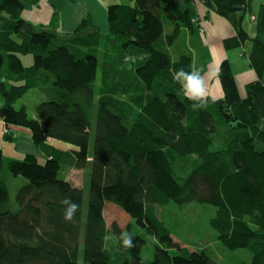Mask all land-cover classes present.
I'll return each mask as SVG.
<instances>
[{"label": "trees", "instance_id": "1", "mask_svg": "<svg viewBox=\"0 0 264 264\" xmlns=\"http://www.w3.org/2000/svg\"><path fill=\"white\" fill-rule=\"evenodd\" d=\"M200 1L231 24L236 35L224 39L223 48L244 49L258 78L241 97L223 60V97L206 98L194 110L173 79L174 70L193 71L192 59L172 60L166 51L180 27L193 30L191 18L187 12L172 16L166 0L111 4L106 33L87 16L65 34L22 18V0H0V119L5 128L29 130L46 156L43 163L30 154L5 162L0 149V264H217L206 252L174 242L156 211L169 203L213 206L209 225L217 241L251 254L250 263L240 264H264V151L256 148L264 144L258 129L264 122V0L257 7L258 0ZM166 22L173 27L169 34ZM158 42L165 48H156ZM109 46L116 56L113 64L102 65L97 87L96 54ZM128 47L147 53L136 69L120 68ZM25 55L32 56L28 67L21 60ZM46 82L53 99L38 104L34 118L25 107L15 109ZM4 138L15 139L8 130ZM4 165L27 181L15 197L16 209ZM62 169L88 172L86 187L59 179ZM65 198L79 205L72 221L64 219ZM120 218L129 223L121 227ZM133 221L158 244L150 262L141 257L146 241L129 230ZM109 232L116 236L114 252L106 249Z\"/></svg>", "mask_w": 264, "mask_h": 264}, {"label": "crops", "instance_id": "2", "mask_svg": "<svg viewBox=\"0 0 264 264\" xmlns=\"http://www.w3.org/2000/svg\"><path fill=\"white\" fill-rule=\"evenodd\" d=\"M22 1L25 5L22 18L36 26L49 25L55 32L61 34L72 33L87 16L90 17L91 23L96 29L106 33L108 28L107 7L111 4H116L113 0ZM261 1H257L256 7ZM166 3L170 13L175 18L187 12L193 26L192 31L184 27L179 28L178 34L182 32L185 36L184 47L182 49L175 47V41L172 46L167 47L166 51L169 53L171 59L175 60L180 55L190 56L192 59V70L199 71L205 77L207 87L206 98L212 100H218L223 97L218 76L213 74L219 69L220 63L223 60H227L230 64L238 92L241 97H244L245 85L257 80L258 77L251 68L247 58L243 56L244 49L227 51L223 48V40L236 35L231 24L223 17L208 9L200 0H166ZM244 28L250 35L253 34V27L248 19H245ZM125 57H131V59L126 61ZM146 58L147 53L145 51L128 47L119 59L120 68L127 70L136 69L143 64ZM2 127L3 124L0 119V149L7 161L11 159L22 160L25 155L30 154L37 157L40 163L44 162L46 156L33 144L29 130L8 126L7 130L15 138L14 141L10 142L5 140ZM258 129L264 133V122H259ZM50 143L62 150L73 149V147L61 142L52 141ZM256 148L264 151V144L257 142ZM67 170L79 171L73 169ZM65 181L71 183L76 188L81 189L82 187L77 186L68 179H65Z\"/></svg>", "mask_w": 264, "mask_h": 264}, {"label": "rangeland", "instance_id": "3", "mask_svg": "<svg viewBox=\"0 0 264 264\" xmlns=\"http://www.w3.org/2000/svg\"><path fill=\"white\" fill-rule=\"evenodd\" d=\"M127 0H113L115 3L125 2ZM247 22V21H246ZM173 27L170 26L168 22L165 24V33H171ZM104 33V32H102ZM175 47L182 49L185 43L184 33L180 32L175 40ZM116 46V45H115ZM156 48L164 49L162 42L156 44ZM102 53L96 54L98 58V73L96 86L98 87L102 77V70L104 69L102 65L113 64V59L116 54L115 51L109 47L106 49H101ZM22 63L25 67L32 64V56L25 55L21 57ZM46 81H52L48 79ZM17 84H21L18 82ZM52 86L50 83L46 82L41 87L31 89L25 96L19 99L14 107L15 109H20L25 107L29 117H35V108L41 102H45L49 99H53L51 93ZM97 97L95 98L96 103ZM2 105V99L0 97V106ZM3 130V127H2ZM7 131V128L5 129ZM5 162L7 161L4 158ZM43 162V161H41ZM45 162V161H44ZM4 171L3 179L8 186L10 193V201L13 207L16 209L15 197L18 190L27 184L26 179L21 176L14 177L10 172H8L6 166ZM58 178L61 180L68 179L74 184L81 188L86 187L88 183V172L81 171H70L67 169H62ZM87 201V189L84 190V202ZM157 216L165 224V227L171 234V238L174 242L178 243L182 247H186L192 251H204L206 254L217 264H240L241 262L250 263L251 254L247 250H235L231 251L223 247L217 241V234L209 225L210 219L215 214V208L210 205H200L196 203H188L185 205L178 206L174 203H169L164 206H156ZM121 227H125L128 219L120 218L118 219ZM132 234L142 237L146 242L141 250V257L150 262L153 259L154 244L158 245L154 238L147 236L142 229H140L133 221L129 227ZM106 249L110 252L116 251V236L109 232L106 235ZM171 254H176L175 249L170 250ZM81 264V261L78 262Z\"/></svg>", "mask_w": 264, "mask_h": 264}, {"label": "clouds", "instance_id": "4", "mask_svg": "<svg viewBox=\"0 0 264 264\" xmlns=\"http://www.w3.org/2000/svg\"><path fill=\"white\" fill-rule=\"evenodd\" d=\"M131 59V57H125V60ZM213 75L218 76V70ZM173 79L181 85L183 94L189 100L193 101L192 108L198 109L206 102L207 87L205 84V77L201 75L199 71H185L183 68L174 70ZM64 208V219L66 221H72L75 213L78 211L79 205L71 201L70 198H65L61 201ZM125 245H130V239L128 237L123 238Z\"/></svg>", "mask_w": 264, "mask_h": 264}, {"label": "built area", "instance_id": "5", "mask_svg": "<svg viewBox=\"0 0 264 264\" xmlns=\"http://www.w3.org/2000/svg\"><path fill=\"white\" fill-rule=\"evenodd\" d=\"M6 128H5V126L3 125V133H6V130H5Z\"/></svg>", "mask_w": 264, "mask_h": 264}]
</instances>
